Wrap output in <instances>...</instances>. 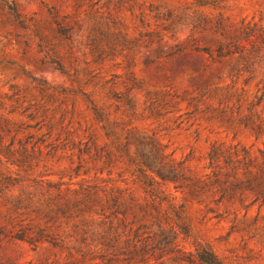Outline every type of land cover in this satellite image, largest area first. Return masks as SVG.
<instances>
[{
    "label": "rangeland",
    "instance_id": "1",
    "mask_svg": "<svg viewBox=\"0 0 264 264\" xmlns=\"http://www.w3.org/2000/svg\"><path fill=\"white\" fill-rule=\"evenodd\" d=\"M4 6H16L25 24ZM168 13L175 25L163 30L172 21L156 15ZM55 19L68 28L66 36ZM219 19L253 26V36L240 40L242 52L217 56L230 41L210 28ZM262 32L264 0H0V123L12 130L7 140L21 126V137L45 141L31 153V169L0 151V264H96L91 257L105 222L99 207L62 210L83 199L75 193L80 185L95 186L101 200L117 191L149 199L128 161L138 159L136 145L122 149L126 138L155 135L198 169L216 141L264 151V137L247 125L264 118ZM91 101L105 120L95 117ZM75 167H82L78 174ZM170 189L169 199L185 207L183 251L208 244L227 264H264V209L251 229L232 230V217H216L206 204ZM166 209L153 211L164 226ZM257 212L250 209L248 225ZM119 218L114 226L122 233Z\"/></svg>",
    "mask_w": 264,
    "mask_h": 264
},
{
    "label": "trees",
    "instance_id": "2",
    "mask_svg": "<svg viewBox=\"0 0 264 264\" xmlns=\"http://www.w3.org/2000/svg\"><path fill=\"white\" fill-rule=\"evenodd\" d=\"M4 7L19 24H25L16 6ZM56 16L55 14L54 17ZM156 17L163 21H172V24L162 26L163 30H172L175 20L171 13ZM55 22L58 33L66 36L68 28L62 26L57 19ZM251 27L253 26L250 23L230 25L220 19L211 25L210 28L221 31V35L230 39L224 47L216 49L217 56L227 57L242 52L240 40L253 36L250 33ZM258 37L264 44V32ZM252 47L255 48V45L252 44ZM201 49L211 55L207 47ZM56 63L59 69L64 71L62 64L59 61ZM91 103L95 117L99 121L105 120L102 110L93 101ZM28 117L35 118L33 114H29ZM39 124L40 122L35 126L27 125V128H36ZM247 125L258 138L264 137V118ZM6 128L0 123V151L16 157L15 161L20 166L31 169V153L37 146L39 147L40 142L44 144L45 141L42 137L34 141L35 135L32 133L21 137L19 133L24 134L21 126L15 127L14 135L7 140L6 131L11 134L12 130ZM103 128L109 137L115 135L107 126ZM130 143L136 145L138 159L128 157V161L134 164L136 178L149 197L148 200L138 202L131 196L126 197L123 191H117L116 194L101 200L95 197L97 194L93 192L95 186L80 185L75 193L82 195L83 199L72 204L67 203L62 210L66 214L83 205V208L76 210L84 213L93 208L97 209L96 206L99 207L105 222L102 223V232L99 234V248L91 258L97 260L96 264H169L171 259L185 264H227L208 244L197 245L194 251H183L179 247V236L188 234L189 230L184 204L175 202L177 197L169 199V195H172L170 188L175 192L181 191L194 201L206 204L207 210L216 217L224 219L232 217V230L240 229L241 226L244 230H249L259 222L261 211L264 209V151L261 149L254 151L240 143L216 141L209 148L204 166L198 169L192 166V159L189 156L176 158L155 135H142L131 141L126 138L122 149ZM45 146L54 148L52 143ZM84 152H88V147L79 148L80 154ZM81 168L75 167L73 171L78 174ZM164 204H167L163 215L168 226H164L159 216L153 214V211L161 213ZM253 207H257L258 212L253 223L248 225L247 217ZM241 212L243 214L240 218ZM119 215L121 220L118 228H123L122 233H118L114 226V218H118ZM87 232L83 230V235ZM39 234L42 236V231ZM17 237L23 239L24 234L18 233ZM261 237L264 238V233ZM46 238L54 245H58L55 237L46 235ZM84 240L83 237L82 241ZM83 257L85 259V255ZM83 261L75 259L67 264H79Z\"/></svg>",
    "mask_w": 264,
    "mask_h": 264
}]
</instances>
